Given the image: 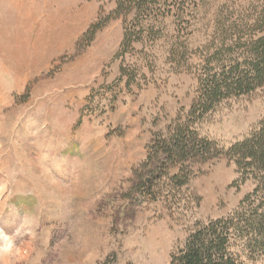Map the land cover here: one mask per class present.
<instances>
[{"label": "rangeland", "instance_id": "obj_1", "mask_svg": "<svg viewBox=\"0 0 264 264\" xmlns=\"http://www.w3.org/2000/svg\"><path fill=\"white\" fill-rule=\"evenodd\" d=\"M117 1L0 0V264H170L197 223L253 189L227 159L193 164L185 186L180 165L145 162L189 110L197 66L259 33L264 0H178L182 17L156 0L151 21L116 17ZM131 28L142 40L124 49ZM262 118L264 87L197 130L228 147Z\"/></svg>", "mask_w": 264, "mask_h": 264}, {"label": "trees", "instance_id": "obj_2", "mask_svg": "<svg viewBox=\"0 0 264 264\" xmlns=\"http://www.w3.org/2000/svg\"><path fill=\"white\" fill-rule=\"evenodd\" d=\"M156 0H118L115 16L128 18L143 16L148 20L163 16L161 9L154 11ZM166 14L172 9L182 13L178 0H166ZM185 10V11H183ZM264 20L249 26L258 30L256 35L220 41V45L196 68L197 89L189 110L179 116L167 134L158 135L145 162L151 169L159 162L169 169L180 165L181 176L171 180L177 186L189 181L193 164H204L216 159H227L238 173L241 185L251 182L247 194L231 214L197 223L186 238L174 248L170 264H245L253 256L264 257V118L241 140L222 147L213 140L201 137L198 124L220 104L233 98L246 96L264 87ZM244 25L243 29H246ZM248 28V29H249ZM238 33L241 25L232 24ZM139 31H125L122 47L130 48L141 41ZM154 172V171H153ZM157 178V174H152ZM178 178V179H176ZM104 264H114L106 261Z\"/></svg>", "mask_w": 264, "mask_h": 264}, {"label": "clouds", "instance_id": "obj_3", "mask_svg": "<svg viewBox=\"0 0 264 264\" xmlns=\"http://www.w3.org/2000/svg\"><path fill=\"white\" fill-rule=\"evenodd\" d=\"M7 247H11V244L9 243V244L7 245Z\"/></svg>", "mask_w": 264, "mask_h": 264}]
</instances>
